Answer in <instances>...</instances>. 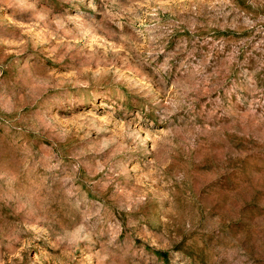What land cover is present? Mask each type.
I'll list each match as a JSON object with an SVG mask.
<instances>
[{
    "label": "rangeland",
    "instance_id": "rangeland-1",
    "mask_svg": "<svg viewBox=\"0 0 264 264\" xmlns=\"http://www.w3.org/2000/svg\"><path fill=\"white\" fill-rule=\"evenodd\" d=\"M0 264H264V0H0Z\"/></svg>",
    "mask_w": 264,
    "mask_h": 264
}]
</instances>
